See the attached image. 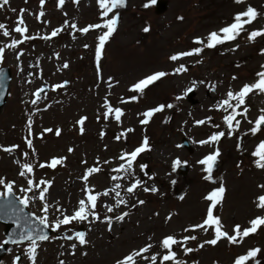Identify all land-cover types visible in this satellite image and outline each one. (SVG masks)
Wrapping results in <instances>:
<instances>
[{
	"label": "rangeland",
	"instance_id": "obj_1",
	"mask_svg": "<svg viewBox=\"0 0 264 264\" xmlns=\"http://www.w3.org/2000/svg\"><path fill=\"white\" fill-rule=\"evenodd\" d=\"M165 1L167 9L162 14L155 13L151 0H126L125 7L109 14L107 18L118 11V26L105 45L99 72L96 48L98 36L106 29H94L86 34L78 31L102 23L97 0H79L78 4L66 0L62 7L58 6V0H45L43 8L40 0H9V4L0 9V23L10 31L7 37L0 31V46L5 48L0 66L10 67L12 71L8 98L0 110V146H18L11 154L0 151V177L6 182H15L13 192L19 199L25 195L20 188L28 186L27 179L37 183L52 181L47 195L50 225L57 218H63L56 211L57 207L65 215H71L77 209L79 200L86 198V185L92 189V194H100L96 208L100 220H93L90 216L91 222L74 221L62 225L57 230L60 238L53 235L48 241L38 242L37 264H59L60 260L65 264H116L148 244L153 245L152 248L136 257V264H152L153 255L156 264H161V256L166 252L160 242L169 235L178 240L185 236L197 237L187 242L188 247L196 249L187 255L180 245L173 246L177 259L184 264H200L201 260L205 264H214V259L223 252L233 256L243 249L238 243L222 241L199 248L201 243L214 238L213 229L207 232L202 229L186 232L185 229L203 222L205 206L210 204L205 196L221 184L226 191L214 215L220 217L223 230L229 235L233 234V225H243V221L248 222L255 214L257 197L264 195V188L259 187L264 185V169L256 167L257 158L252 155L264 141V129L252 135L249 130L254 123L248 122H254L262 114L264 93L253 92L246 98L243 107L249 109L247 119L236 117L241 125L231 137L227 135L228 127L223 121L228 112L217 108L218 103L227 98L229 89L238 92L243 85L256 82V74L264 71L261 67L264 65V54H261L264 36L252 42L248 40L250 32L264 29V15L246 25V30L234 41L219 44L214 49L205 47L199 55L177 61L169 57L202 47L194 43L196 38L207 43L206 38L211 32H219L230 25L234 16L248 6L264 14V0H244L241 4L235 0ZM21 9L27 10L23 13L28 28L25 35L36 38L12 49L7 45L13 39H23L12 31ZM41 11L44 16L37 19ZM65 21H68V27H64ZM72 23L77 29L70 27ZM145 27L150 30L145 32ZM57 28L63 29L59 35L47 40L42 38ZM20 51L23 55L18 60ZM64 63L68 64L67 68H63ZM181 64L188 71L175 73ZM157 72L168 75L149 85L143 93L132 90L137 82ZM193 81L197 82L194 87ZM64 82L68 83L65 87H55ZM43 84L49 86V91L39 99L34 98L33 92ZM212 85H215L214 89ZM189 88L193 91L187 92ZM133 96L137 99L131 100ZM33 100L37 103L33 104ZM106 101L113 109H122L124 115L120 122L115 120L114 112L105 119ZM169 104L173 107H167ZM161 105L165 106L162 111L155 113L147 124L141 123L144 112ZM243 107L238 111H243ZM84 117V131L81 133V125L77 122ZM200 120L206 122L197 124L196 121ZM49 128L53 131L44 132ZM128 129L133 131L127 132ZM56 130L60 131L59 136L55 135ZM219 131L226 135L218 143H199ZM121 133L126 136L117 140ZM145 137L150 150L137 157L133 165L134 176L113 171L125 164L121 155L141 146ZM26 138L32 139L33 148L27 146ZM183 139L189 142L191 150L180 146ZM239 141H242L241 148L238 147ZM217 148L219 167L214 179L205 180L204 176L208 175L206 166L198 161ZM53 158H64L63 164L55 169L39 167ZM17 160L20 164L16 163ZM23 163L34 166L33 173L27 177L19 175ZM182 164H186L187 169L180 173L178 167ZM140 165L146 168L142 171ZM93 168L101 171L89 173L85 181L83 177L87 170ZM113 176L125 178L113 180ZM135 178L143 184L134 193H127V187ZM116 184L121 187L115 188ZM152 186L158 191H144L145 187ZM2 190L3 186H0ZM106 191L109 194L102 195ZM116 192H120V197ZM27 195L36 197L28 205L30 212L35 217L43 215L38 191L34 189ZM120 198L127 204L117 207L116 200ZM141 200L143 204L138 203ZM105 205L113 206V212H108ZM125 212L128 215L123 221L116 220ZM169 215L171 219H167ZM105 217H112L111 231ZM81 226L86 233V245H79L75 239H63L66 232L74 235ZM2 229L0 225V244ZM261 235L264 236V232ZM72 244L77 245L74 255L71 254ZM27 247L28 244L12 246L0 258V264H12V257L18 251L22 253V264H30L25 254Z\"/></svg>",
	"mask_w": 264,
	"mask_h": 264
},
{
	"label": "snow or ice",
	"instance_id": "obj_2",
	"mask_svg": "<svg viewBox=\"0 0 264 264\" xmlns=\"http://www.w3.org/2000/svg\"><path fill=\"white\" fill-rule=\"evenodd\" d=\"M66 0H58V6L62 7L65 4ZM74 3H79V0H73ZM98 6L101 10V19L102 23L94 24V25H88L82 29H78V31H81L83 33H88L90 30L94 29H106V31H103L101 35L98 36V45L96 48V61H97V68L99 72V62L101 60L103 50L105 48L106 43L109 41V39L113 36V34L117 30L118 26V19H119V13L118 11L112 15L111 18L109 17L110 13H113L114 10H117L119 8H123L126 6V0H97ZM153 4L156 3V0H151ZM237 4L244 3V0H235ZM9 4V0H0V9L4 8L6 5ZM45 4V0H40V5L41 8H43ZM12 11H16L15 9H12ZM27 11L26 9H21L20 10V15L18 16L16 26L12 31L19 33L23 39L21 40H16L13 39L11 44L7 45V47L15 49L18 47V45L24 43L26 40L30 39H35L36 37L33 36H28L25 35L28 32V28L25 25V21L23 19V13ZM66 15V13H65ZM264 14L259 13L256 9H254L251 6H248L247 9L243 12L237 13L234 18L233 22L228 25L223 27L222 29L219 30V32H211L206 40L207 43H205L204 39L201 38H196L194 40V43H197L199 45H202V47H197L192 50L186 51V52H181L174 54L169 57L170 60L172 61H177L183 57H188L192 55H199L204 48H214L215 46L219 44H223L229 41H234L237 39V37L240 36L242 32H244L245 26L252 24L254 21L257 20L258 17L262 16ZM44 16V12L41 11L37 17L39 19L40 17ZM179 19H183L180 17ZM68 21H65L64 27H68ZM72 29H77V25L75 23H72L70 25ZM62 28H57L54 29L49 36H44L42 37L43 39H51L52 37H56L57 35L60 34L62 31ZM150 29L148 27L144 28L145 32H148ZM0 31H2V34L4 36H9L10 31L8 30L7 26L3 23H0ZM264 36V29H259V30H254L248 34V40L250 42L255 41L257 37H262ZM87 47V45H85ZM239 47V45H237ZM235 49H233L234 51ZM4 52L5 48L3 46H0V63L3 62L4 60ZM261 54H264V49L261 50ZM23 55V51H20L17 54V59L19 60L20 56ZM57 57L59 54H56ZM199 63V61H198ZM68 64L64 63L63 68H67ZM264 68V65L261 66ZM188 71V68L181 64L180 67L175 69V73H182ZM168 75V73L165 72H157L154 73L139 82H137L135 85H133L132 90L133 91H138L140 93H143L144 90L151 84H154L156 81L160 80L161 78L165 77ZM257 81L252 83V84H245L242 86V88L238 92H233L231 89L227 92V98L224 99L223 101H220L217 105L218 109H223L225 112H228L227 115L223 117L224 123L228 127V133L227 135L231 137L237 130H239L241 121L239 119H236L237 116H242L244 119H247L249 109L247 107H243L246 103V98L253 92H258V93H264V71L258 72L257 74ZM233 79H236V77H233ZM30 82V81H29ZM67 82H65L66 84ZM197 82L193 81V87L195 86ZM200 83H204L203 81H200ZM55 87H63V85H57ZM215 85H212V88L214 89ZM44 89L41 88L35 93L37 99L40 98L39 93L43 92ZM193 91V88H189L187 92ZM187 94V93H186ZM131 100L137 99V97L133 96L130 98ZM179 99V98H178ZM235 101V103H232ZM126 102V101H122ZM33 104L37 103V100L32 101ZM105 107L107 108V111L105 112L104 116L105 119H108L109 115L112 114L113 112L115 113V120L117 122L121 121V117L124 115L122 109L120 108H115L113 109L110 105H108L107 101L105 102ZM165 106L161 105L158 106L155 109L148 110L144 112L142 115L145 117L143 120H141L142 124H147L151 117L157 113L163 110ZM167 107L171 108L173 105L169 104ZM243 107V111H238ZM229 109L231 110L229 112ZM261 115L257 117V119L253 122L249 120V123H254V126L249 130L252 135H255L258 131L261 130L262 125H264V109L261 110ZM86 120V117L81 118L77 123L81 125L80 131L83 133V124ZM208 120H211V118H208ZM206 121L205 120H200L196 121L197 124H204ZM214 127H219V125H213ZM29 127V136L32 135L31 132V123L28 125ZM52 129H44V132H52ZM133 131L132 129H128L127 132ZM61 133L59 130H56L55 135L59 136ZM247 134V133H246ZM226 133L224 131H219L216 133H213L209 139L200 141V144H209V143H218L223 137H225ZM126 136V133H121L120 136H117L116 139L119 140L122 137ZM26 144L29 148H33V143L32 139L26 138ZM239 147V145H238ZM18 148L17 145L9 146V147H3L0 146V151L7 152L9 154L13 153L16 149ZM149 142L147 137L144 138L141 146L135 148L132 152L130 153H123L120 157L121 160L125 161V164H121L119 168L114 169L113 171L117 172H123L125 173V176H134V171H133V165L135 161L137 160V157L145 152L149 151ZM71 152L72 149H69ZM35 150L33 149V153ZM25 156H27V153H24ZM220 155L219 149L217 148L216 151L212 154H209L205 158L201 159L198 161L199 164L205 165V171L207 172V176L205 177L206 180H212V172L215 164L217 163V158ZM254 157L257 159L255 160V165L258 168L264 169V141H262L256 148V150L252 153ZM64 158H53L49 163H41L39 165L40 168H53L55 169L57 165L63 164ZM16 163L20 164V161L17 160ZM179 161L176 162L177 165H179ZM33 164L32 163H23L20 165V171L19 175L22 177H27L30 174L33 173ZM141 170L143 171L146 166L145 165H140ZM101 171L100 168H93V169H88L85 176L83 179L87 181L88 179V174L92 172H99ZM145 175L147 173L145 172ZM125 177L123 176H113L111 179L113 180H119L123 179ZM151 179V177H149ZM143 184V181H141L138 178L134 179V182L127 187L126 191L127 193H134V191L140 187ZM27 187L25 188H20V191L25 193L23 198L19 199V204L27 207L29 203L36 197L29 196L27 193L33 192V190L38 191V199L42 202V213L43 215L41 216H36L34 217L36 223L41 226V227H27L24 231H21L19 233L18 239H12L11 241L5 240L3 241L2 244H0V248L3 247L4 244H7L9 242L13 244H20L23 243L24 241H28V247L25 249V254L30 261V264H37V249L39 248V243L42 241H48L51 239V237L47 233V229L51 227L52 231H57L61 228L62 225H70L74 221L75 222H91L89 221V217L91 216L93 220H100V216L96 212L97 208V200L98 196L100 194H92V189L88 188L87 185L84 189L86 198L81 199L78 202V207L77 209L71 214V215H65L63 213V210L59 207L56 208L57 212H60L62 215V219L57 218V220L53 224H49L48 222V212L50 205L47 202V195L49 194V190L52 186V181H47V180H40L38 183L34 182L33 179H27ZM0 186H3L5 189L4 191H0V198H5L7 199L8 205L12 206L13 205V200L8 199L10 197H14V186L15 182L14 181H8L6 182L4 178L0 177ZM120 184H116L115 188H120ZM259 187L264 188V185H260ZM115 189H113L114 191ZM145 192L151 191V192H156L158 189L155 186H152L151 188H144ZM226 189L225 187L221 184L218 188L213 189L208 195L205 196V199L210 201L209 207L207 209V214L206 218L203 220L202 223L197 224V225H192L189 228H186L185 231H195L196 229H202L205 232H207L210 228L213 229L214 231V238L211 240L204 241L199 245V248H203L205 244L209 245H216L221 239H227L229 243L231 244H237L243 242V239L246 237H249L252 234H255L258 230H260L261 226H264V217H256L252 219L249 224L250 226L247 228H244L243 231H241V226L239 224L235 225L233 228V234L229 235L227 231L223 230V224L221 222V219L219 216L214 215V210L217 208L219 204L222 203L223 198H224V193ZM109 193L106 191L102 195L107 196ZM116 196L120 197V192H116ZM183 199V197H181ZM257 207L260 209H264V195H261L257 197ZM139 204H143L144 201H138ZM121 204H127V201L123 198L117 199L116 200V206H120ZM107 208L108 212H113L114 208L111 205H105ZM135 207V205H133ZM16 210L13 208V212ZM19 211H23V209H20ZM128 215L127 212L123 213L122 215H119L116 217V220L118 221H123L124 218ZM167 219H171V215L167 217ZM105 221L108 223L109 226V231H111V224H112V217H105ZM20 227V225H17ZM63 239L66 240H73L75 239L78 241L79 245H86L88 241L86 240V233L81 232V231H76L74 232V235H69L67 232L64 234ZM196 236H185L181 240H178L175 236L169 235L164 237L161 242L160 246L167 250V254L163 255L161 264L163 262L171 261L172 264H184L183 261L177 259V254L175 251H173V246L174 245H180L183 247L185 255L188 253H191L193 251H196V249H193L191 247L187 246V242L189 240H196ZM76 244H72L70 247L73 249V252L71 254L74 255V249L76 248ZM153 245L148 244L145 247L141 248L138 251H134L130 254H128L126 257H124L122 260H118L116 264H136V257H141L143 256L144 253L148 252L150 248H152ZM261 252V249L259 248H254L250 249L246 254L240 255L236 258L234 261V264H247L249 260L255 259L257 255ZM63 255V253H61ZM144 259H148V257H144ZM152 264H156V256L153 255L151 257ZM13 264H22V260L20 256H16L14 258ZM59 264H65V261L60 260ZM256 264H259V261H256Z\"/></svg>",
	"mask_w": 264,
	"mask_h": 264
},
{
	"label": "water",
	"instance_id": "obj_3",
	"mask_svg": "<svg viewBox=\"0 0 264 264\" xmlns=\"http://www.w3.org/2000/svg\"><path fill=\"white\" fill-rule=\"evenodd\" d=\"M154 9L156 14H162L167 9V1L165 0H156L154 4ZM11 81V70L7 67L0 69V110L4 106L7 95H8V87ZM67 85V83L65 84ZM43 92L48 90L47 85H43ZM41 89V88H40ZM43 92H40L42 94ZM37 93V92H36ZM36 96V95H35ZM263 127V125H262ZM181 146L186 148L187 150H191V145L186 139H183L181 142ZM219 162H217L213 168L216 171L219 167ZM180 173L184 172L187 168L181 166ZM8 199L13 200V205L9 206L7 199L0 198V224L3 226V236L5 240L11 241L12 239H18L19 233L24 231L27 227H41L39 226L32 214L27 212L25 206L19 204V200L14 196ZM13 208L16 210L13 212ZM23 209V211H19ZM20 225L18 227L17 225ZM48 235L50 236L54 231L52 229L46 230ZM4 240V241H5ZM28 242V241H24ZM9 244H13L11 242L4 244L2 248H0V258L6 253L7 246Z\"/></svg>",
	"mask_w": 264,
	"mask_h": 264
},
{
	"label": "flooded vegetation",
	"instance_id": "obj_4",
	"mask_svg": "<svg viewBox=\"0 0 264 264\" xmlns=\"http://www.w3.org/2000/svg\"><path fill=\"white\" fill-rule=\"evenodd\" d=\"M241 143H242V141H239V148H241ZM205 177L206 176H204V179H205ZM212 177H213V179L215 177V175L213 174V172H212ZM257 203H258V201H256L255 207L253 209V212H255V214L252 215L249 218L248 222H244L243 221V223H244L243 225L241 223H238L241 226V231H243L244 228H247V227L250 226L249 222L252 219H254L256 217H264V209L258 208L257 207ZM208 207H209V205H208ZM208 207L205 206V212H206V214H207ZM205 218H206V216H204V218H202L201 220L203 221ZM234 226L235 225H233V227ZM262 232H264V226H261L260 230H258L255 234H252L249 237L244 238L243 239V242L238 243L239 245H242V247H243L242 250H240L237 253L233 254V256H231L230 253L223 252V254L218 259H214L216 261L214 264H234V261L236 260V258L238 256L244 255L250 249H254V248L261 249V252L257 255V257L255 259L249 260L247 262V264H256V261H259V264H264V236L261 235ZM221 241L222 242H226V243L229 244V242H228L227 239H221L219 242H221ZM182 249H183V247H182ZM214 260H212L211 262H213ZM200 264H205V261L201 260Z\"/></svg>",
	"mask_w": 264,
	"mask_h": 264
},
{
	"label": "trees",
	"instance_id": "obj_5",
	"mask_svg": "<svg viewBox=\"0 0 264 264\" xmlns=\"http://www.w3.org/2000/svg\"><path fill=\"white\" fill-rule=\"evenodd\" d=\"M30 105V104H29ZM31 106V105H30ZM5 189L3 188V190L2 191H4Z\"/></svg>",
	"mask_w": 264,
	"mask_h": 264
}]
</instances>
